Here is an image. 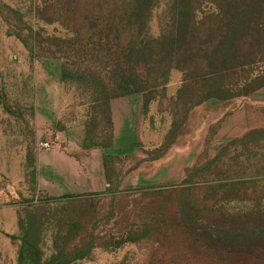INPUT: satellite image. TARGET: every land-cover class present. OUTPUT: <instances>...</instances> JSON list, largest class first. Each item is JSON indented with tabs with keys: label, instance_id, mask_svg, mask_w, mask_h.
<instances>
[{
	"label": "rangeland",
	"instance_id": "1",
	"mask_svg": "<svg viewBox=\"0 0 264 264\" xmlns=\"http://www.w3.org/2000/svg\"><path fill=\"white\" fill-rule=\"evenodd\" d=\"M0 264H264V0H0Z\"/></svg>",
	"mask_w": 264,
	"mask_h": 264
}]
</instances>
